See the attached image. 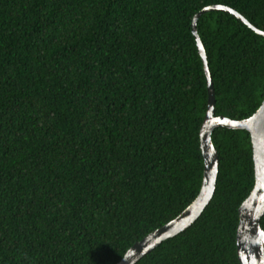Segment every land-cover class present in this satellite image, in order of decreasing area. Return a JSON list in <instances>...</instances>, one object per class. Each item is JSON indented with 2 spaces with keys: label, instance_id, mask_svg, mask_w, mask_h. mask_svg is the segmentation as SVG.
I'll use <instances>...</instances> for the list:
<instances>
[{
  "label": "trees",
  "instance_id": "obj_1",
  "mask_svg": "<svg viewBox=\"0 0 264 264\" xmlns=\"http://www.w3.org/2000/svg\"><path fill=\"white\" fill-rule=\"evenodd\" d=\"M212 5L264 31V0H0V264H117L194 201L208 90L192 21ZM197 31L216 116L250 118L264 37L222 11ZM212 142L210 204L136 264H240L251 137L218 128Z\"/></svg>",
  "mask_w": 264,
  "mask_h": 264
},
{
  "label": "water",
  "instance_id": "obj_2",
  "mask_svg": "<svg viewBox=\"0 0 264 264\" xmlns=\"http://www.w3.org/2000/svg\"><path fill=\"white\" fill-rule=\"evenodd\" d=\"M212 11L226 12L264 37V31L252 25L245 17L227 6L212 5L205 7L193 18L192 33L203 61L208 90L207 112L199 132L200 148L204 161L202 186L197 197L181 214L136 242L117 264L138 263L161 243L187 230L202 215L213 199L217 185L219 156L212 142V134L218 128L245 130L250 134L255 183L250 195L238 211L239 225L236 245L240 264H264V229L261 226V220L264 216V99L258 110L248 119L237 121L222 115L216 116V98L208 59L197 31L198 19L203 14Z\"/></svg>",
  "mask_w": 264,
  "mask_h": 264
}]
</instances>
